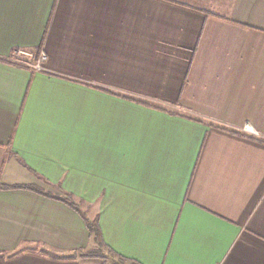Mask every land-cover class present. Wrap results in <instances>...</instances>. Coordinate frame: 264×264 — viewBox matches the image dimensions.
Listing matches in <instances>:
<instances>
[{
  "label": "crops",
  "instance_id": "0c3cea01",
  "mask_svg": "<svg viewBox=\"0 0 264 264\" xmlns=\"http://www.w3.org/2000/svg\"><path fill=\"white\" fill-rule=\"evenodd\" d=\"M87 221L123 264H264V0H0V264H81Z\"/></svg>",
  "mask_w": 264,
  "mask_h": 264
},
{
  "label": "rangeland",
  "instance_id": "374dc122",
  "mask_svg": "<svg viewBox=\"0 0 264 264\" xmlns=\"http://www.w3.org/2000/svg\"><path fill=\"white\" fill-rule=\"evenodd\" d=\"M96 248L100 250L97 255H92L86 251L78 253L81 264H122L120 259L111 254L105 247L98 244Z\"/></svg>",
  "mask_w": 264,
  "mask_h": 264
},
{
  "label": "trees",
  "instance_id": "16d2710c",
  "mask_svg": "<svg viewBox=\"0 0 264 264\" xmlns=\"http://www.w3.org/2000/svg\"><path fill=\"white\" fill-rule=\"evenodd\" d=\"M21 187H27V188H31V189H33V190H37V191H40L38 188H36V187H34V186H30V185H23V186H21ZM47 195H49V196H53L52 194H50V193H46ZM54 197H56V196H54ZM57 198H59V197H57ZM67 201V200H66ZM69 204L71 205V206H73V207H75L76 209H78V206H77V204L76 203H74V202H69ZM87 226H88V228H89V230H90V232H91V234L93 235V238L94 239H96L97 241H98V244L100 245V246H103V247H105L111 254H113L114 256H116L117 258H119L120 259V261L122 262V264L126 261L125 260V258H123L122 256H120V255H118L117 253H115L113 250H111L110 248H107L106 247V245L104 244V242H103V240H102V238H101V232H100V229H99V227H98V225H97V222H88L87 221ZM87 252L88 253H90V254H92V255H97L99 252H100V250L98 249V248H93V249H89V250H87ZM135 264V263H134Z\"/></svg>",
  "mask_w": 264,
  "mask_h": 264
},
{
  "label": "built area",
  "instance_id": "2783aa9c",
  "mask_svg": "<svg viewBox=\"0 0 264 264\" xmlns=\"http://www.w3.org/2000/svg\"><path fill=\"white\" fill-rule=\"evenodd\" d=\"M15 54H16V56H15L16 58H14V59L12 58V59L15 60L16 62L21 63V64H26V65L34 68L37 71L44 70V62L47 59V56L45 53L42 52L36 62H31V61L22 60L21 58H18V55H20L21 52L17 51V52H15ZM246 129H247V131H250L249 128H246Z\"/></svg>",
  "mask_w": 264,
  "mask_h": 264
}]
</instances>
